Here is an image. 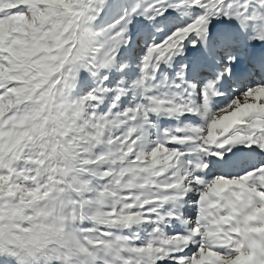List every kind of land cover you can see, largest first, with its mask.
Segmentation results:
<instances>
[{"label": "snow or ice", "instance_id": "6c2138e0", "mask_svg": "<svg viewBox=\"0 0 264 264\" xmlns=\"http://www.w3.org/2000/svg\"><path fill=\"white\" fill-rule=\"evenodd\" d=\"M0 264H264V0H0Z\"/></svg>", "mask_w": 264, "mask_h": 264}]
</instances>
